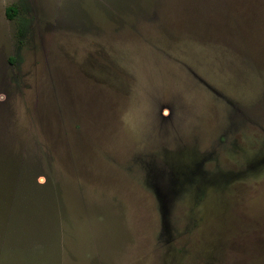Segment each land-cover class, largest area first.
I'll return each mask as SVG.
<instances>
[{
    "label": "rangeland",
    "instance_id": "rangeland-1",
    "mask_svg": "<svg viewBox=\"0 0 264 264\" xmlns=\"http://www.w3.org/2000/svg\"><path fill=\"white\" fill-rule=\"evenodd\" d=\"M0 264H264V0H0Z\"/></svg>",
    "mask_w": 264,
    "mask_h": 264
},
{
    "label": "trees",
    "instance_id": "trees-1",
    "mask_svg": "<svg viewBox=\"0 0 264 264\" xmlns=\"http://www.w3.org/2000/svg\"><path fill=\"white\" fill-rule=\"evenodd\" d=\"M16 14V10H15V8H9L8 9V16L9 17H14V15ZM17 194H11L10 193V197L12 198V201H13V204H14V209H16V213L18 214V215H20V211H21V209H22V207H23V205H21V201H20V199H19V197L18 196H16ZM8 196V197H9ZM3 201V200H2ZM6 206V205H5Z\"/></svg>",
    "mask_w": 264,
    "mask_h": 264
}]
</instances>
